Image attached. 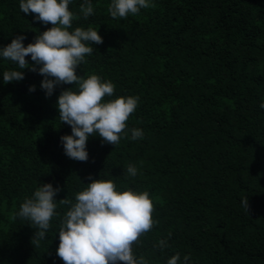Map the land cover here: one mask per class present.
<instances>
[{"label": "trees", "instance_id": "16d2710c", "mask_svg": "<svg viewBox=\"0 0 264 264\" xmlns=\"http://www.w3.org/2000/svg\"><path fill=\"white\" fill-rule=\"evenodd\" d=\"M111 2L91 0L87 20L84 0L69 4L79 17L71 30L92 26L103 39L90 45L77 75L110 80L115 92L105 101H139L117 145L89 138L86 162L68 158L60 140L71 127L59 119L57 98L76 86L46 97L38 71L0 57V264H63L56 249L68 208L58 202L74 201L89 175L113 180L118 191L149 192L158 223L133 245L137 259L167 264L179 253L178 264H264V0H151L155 7L116 19ZM19 3L0 0V48L19 35L26 47L52 27ZM6 70L25 78L5 84ZM134 128L142 139H131ZM129 164L135 177L127 176ZM42 183L62 190L36 247L35 226L10 214ZM160 240L168 247H157Z\"/></svg>", "mask_w": 264, "mask_h": 264}, {"label": "clouds", "instance_id": "9594fccd", "mask_svg": "<svg viewBox=\"0 0 264 264\" xmlns=\"http://www.w3.org/2000/svg\"><path fill=\"white\" fill-rule=\"evenodd\" d=\"M71 0H20L19 8L24 14H35V21L52 25L43 33L34 37L26 47L24 35L16 36L11 43L0 48V57L18 65L19 69H29L43 77L41 89L46 97H51L58 86L75 85L62 90L57 98V109L62 124L71 127V134L60 137L65 155L75 161L86 162L89 153L86 150L90 137L99 136L103 143L117 145L121 134L125 133L127 121L138 106V96H113L115 85L103 80L96 74L87 78L77 75L85 56L93 54L92 44H102L103 39L92 26L87 29H72L74 16L69 10ZM155 7L151 0H112L107 11L113 19L136 15L141 9ZM80 12L87 20L94 14L91 0H84ZM31 57L29 65L26 57ZM39 66V67H38ZM25 78L23 71L6 70L3 72L5 84L19 82ZM30 92L35 86H30ZM264 109V103L260 105ZM131 139L143 138L141 129H131ZM137 167L129 164L128 177L137 175ZM91 183L75 194V200L67 197L58 203L67 206L59 224V245L56 255L63 264H148L143 257L133 253V245L139 238L152 230L155 211L153 200L148 191L137 192L130 188L118 191L113 180L87 177ZM62 189L51 183H42L31 198H25L17 217L31 222L37 231L31 243L38 247L50 229V221L57 216V201L54 199ZM242 206L248 212V198L242 200ZM160 249L168 247L166 240L156 245ZM190 257L185 256L184 261ZM177 253L168 259L167 264H178Z\"/></svg>", "mask_w": 264, "mask_h": 264}]
</instances>
